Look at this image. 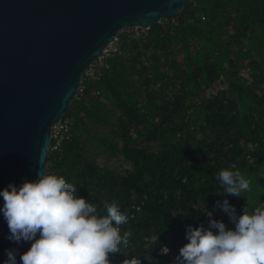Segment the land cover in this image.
<instances>
[{"label":"trees","instance_id":"1","mask_svg":"<svg viewBox=\"0 0 264 264\" xmlns=\"http://www.w3.org/2000/svg\"><path fill=\"white\" fill-rule=\"evenodd\" d=\"M115 45L84 74L64 115L69 139L50 150L46 174L100 215L113 201L127 215L128 245L110 264H175L188 226L208 228L206 213L235 230L217 201L237 216L264 209V0H188L175 18L122 30ZM222 170L239 171L249 190L226 194Z\"/></svg>","mask_w":264,"mask_h":264},{"label":"water","instance_id":"2","mask_svg":"<svg viewBox=\"0 0 264 264\" xmlns=\"http://www.w3.org/2000/svg\"><path fill=\"white\" fill-rule=\"evenodd\" d=\"M187 1L0 0V191L46 173L53 124L117 34L175 18ZM9 235L0 212V264L13 249L22 264L32 241L15 243Z\"/></svg>","mask_w":264,"mask_h":264},{"label":"clouds","instance_id":"3","mask_svg":"<svg viewBox=\"0 0 264 264\" xmlns=\"http://www.w3.org/2000/svg\"><path fill=\"white\" fill-rule=\"evenodd\" d=\"M38 177L0 191L7 238L15 243L32 241L20 257L22 264H110L109 254H118L121 243L128 245L131 232L121 235L120 231L127 215L115 201L106 203L107 214L100 215L96 205L78 197L77 187L63 177L45 172ZM216 179L228 195L239 197L249 190L250 182L239 171L222 170ZM216 207L228 214L235 230L206 213L208 228L188 226V243L180 248L175 264H264V209L258 207L252 214L245 209L237 216L227 200L217 201ZM161 251L167 254L169 249L165 246ZM6 255L4 264H17L15 249ZM123 264H139V260Z\"/></svg>","mask_w":264,"mask_h":264},{"label":"built area","instance_id":"4","mask_svg":"<svg viewBox=\"0 0 264 264\" xmlns=\"http://www.w3.org/2000/svg\"><path fill=\"white\" fill-rule=\"evenodd\" d=\"M136 29V28H135ZM115 42H116V38L113 41V43L106 49L105 55L108 52H111V50H109L110 48H112L113 46H115ZM117 49L115 48L114 51H116ZM104 57H100L94 61H92L85 73L90 76V77H94L95 74L98 72L99 67L103 66V62L102 59ZM80 91V89H79ZM71 127H72V122L69 118H65V116H63V118L53 124L52 128H51V133H52V138H51V148L50 150H58L59 147L61 146L62 142L64 140L69 139L70 133H71Z\"/></svg>","mask_w":264,"mask_h":264},{"label":"rangeland","instance_id":"5","mask_svg":"<svg viewBox=\"0 0 264 264\" xmlns=\"http://www.w3.org/2000/svg\"><path fill=\"white\" fill-rule=\"evenodd\" d=\"M123 30H126V32H131V31L135 32V31H137L138 29H135V28H127V29H123ZM142 30H144V29H142ZM115 48H116V45L113 46L112 48H110L109 50L114 51ZM223 86H224V85H223L222 83H218V84H216L215 86H213V87L209 90V93H215L217 90H221V89H223ZM100 162L102 163L103 160H100ZM109 165L112 166V167L122 168L121 165H120V163H119V161H117V160H112V161H110V162H109Z\"/></svg>","mask_w":264,"mask_h":264}]
</instances>
